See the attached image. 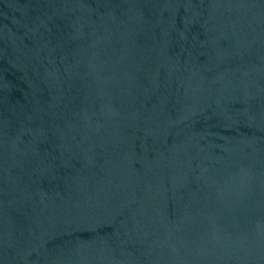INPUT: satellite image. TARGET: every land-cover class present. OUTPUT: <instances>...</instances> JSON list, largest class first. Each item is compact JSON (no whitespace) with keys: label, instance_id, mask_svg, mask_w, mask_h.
I'll list each match as a JSON object with an SVG mask.
<instances>
[{"label":"water","instance_id":"obj_1","mask_svg":"<svg viewBox=\"0 0 264 264\" xmlns=\"http://www.w3.org/2000/svg\"><path fill=\"white\" fill-rule=\"evenodd\" d=\"M0 264H264V0H0Z\"/></svg>","mask_w":264,"mask_h":264}]
</instances>
